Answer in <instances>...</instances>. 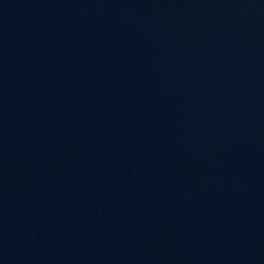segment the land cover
<instances>
[{
	"label": "water",
	"instance_id": "obj_1",
	"mask_svg": "<svg viewBox=\"0 0 264 264\" xmlns=\"http://www.w3.org/2000/svg\"><path fill=\"white\" fill-rule=\"evenodd\" d=\"M0 264H264V0H0Z\"/></svg>",
	"mask_w": 264,
	"mask_h": 264
}]
</instances>
